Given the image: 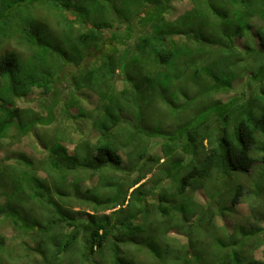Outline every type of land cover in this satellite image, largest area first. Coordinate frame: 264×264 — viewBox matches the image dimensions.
Returning a JSON list of instances; mask_svg holds the SVG:
<instances>
[{"label": "trees", "instance_id": "obj_1", "mask_svg": "<svg viewBox=\"0 0 264 264\" xmlns=\"http://www.w3.org/2000/svg\"><path fill=\"white\" fill-rule=\"evenodd\" d=\"M178 1L0 0V264H264V0Z\"/></svg>", "mask_w": 264, "mask_h": 264}, {"label": "rangeland", "instance_id": "obj_2", "mask_svg": "<svg viewBox=\"0 0 264 264\" xmlns=\"http://www.w3.org/2000/svg\"><path fill=\"white\" fill-rule=\"evenodd\" d=\"M171 6V5H170ZM191 6V4H190V2L188 1L187 3L184 1V3H182V1H178V0H173V3H172V14H173V16L175 17L174 18V20L173 21H175V20H177L181 15H182V19L184 18V16H186V14L187 13H189L190 11H193L194 10V6H192V7H190ZM206 10L211 14L210 15V17H209V21L210 22H208V24L210 25L211 24V22H214L215 20H217L219 23H220V21H221V18H220V16H222L223 15V13L222 14H216V12H215V10L213 9V8H211V7H207L206 8ZM219 10V12L221 11L220 10V8L218 9ZM232 10H228V14L231 12ZM232 14V12L228 15L229 17L231 16H235V14L234 15H231ZM215 15V16H214ZM181 19V20H182ZM207 18H203V20H206ZM179 22V21H178ZM236 24H237V19L234 17L233 18V20H232V22L228 25V26H231V28L230 29H226V28H224L223 29V31L224 32H227L226 34H228V35H230L231 33H230V30L231 29H235L234 27H236ZM216 25H213V27H215ZM208 29V28H207ZM209 30V29H208ZM207 30V31H208ZM246 30V33L248 34L249 33V31L247 30V28L245 29ZM209 47L211 46V45H208ZM216 56L217 57H219V54H216ZM217 57H216V59H217ZM244 64H246V62L245 61H239V65H244ZM195 67H193V68H190V69H188L187 71H193V72H195ZM133 72H134V74L136 75V78L134 79V81L136 82L138 79H140V76H139V74H137L136 73V71H134L133 70ZM206 76H208V80L207 81H205V80H203L202 78H200V77H195L194 79H197L196 80V90L194 91V92H192L196 97H198L199 99H202V97H204L205 98V100H204V102H206V103H210V104H212V106L214 105L215 106V103L216 104H218V103H220V101H219V99L217 98V96H211V99H207L210 95L209 94H205L204 96H202V94H203V92L205 91V87L207 86V84L210 82V78H209V75L207 74V73H205V72H203ZM167 74H169V73H167L166 72V74H160V75H158V76H156V77H154V79H156L157 78V80H166V79H168V78H170L171 80L172 79H176L177 78V75L176 74H173V75H167ZM231 82L230 81H226L225 82V86H228L229 84H230ZM130 90V89H129ZM136 89L134 88V92H136L135 91ZM131 91V90H130ZM137 93V92H136ZM238 93H240L239 91H238ZM134 98H136V95L135 96H132V94H131V103H130V107H136V100H133ZM143 99H144V97H142V100H141V102L140 103H142L143 102ZM221 99V98H220ZM222 100V99H221ZM221 105H224L223 104V101L220 103ZM136 109V108H135ZM204 113V111H201L200 113ZM130 114H132V113H130ZM200 116V114L199 113H197L196 115H194V116ZM145 117L147 118L146 120V123H150L149 124V128L148 129H150V130H153L154 132H150L148 129H147V127H145V126H141V127H139L138 128V126L136 127V130H139V131H141V134L140 135H143V137H148V139L150 140L151 139V137H153V138H155V137H159L160 136V132H163V131H167V129L165 130V129H161V128H159L158 130L156 129V126H158V123L159 124H161V125H163L165 128H166V124H167V122H166V120H165V118L166 117H168V123L170 122V118L172 117V115H171V113H167V115L166 114H162L161 115V112H160V114L159 113H154V108H153V106H150V107H148L147 109H146V112H145ZM120 118L122 119V121H125V122H127V123H129V120H128V117H126V118H124L123 119V114L120 116ZM132 118H134V117H132ZM126 124V123H125ZM156 125V126H155ZM129 126V125H128ZM133 126V125H132ZM168 127V126H167ZM157 130V131H156ZM10 146V145H9ZM18 146H19V144H17V143H15L14 145H12V146H10V150H8V151H6L4 148H2L1 150H0V155H3V154H8V153H12V151L13 150H16L17 148H18ZM26 149H27V152H31V153H33V149H32V147H30V145H27L26 146ZM35 156H36V154H35ZM37 157V156H36ZM156 170L157 171H160L159 170V167H156ZM251 172H253V171H251ZM157 172L155 171L154 173H151L150 174V176H148V177H152V179L155 177V176H157ZM162 183L164 184V185H162V186H160L159 185V187H156L155 188V191H160V192H162V189H165V188H168V185L167 184H169V183H171V179H170V181L167 183V177H165V176H163L162 177ZM214 183L212 182L211 183V185H213ZM215 186H222L221 185V183H219L218 185H215ZM197 196L200 198V199H203V194H202V191L200 190V191H198L197 192ZM238 207H239V209H238V211H239V213H236V215H237V217H236V219L234 220V219H231V218H228V217H226V218H224V217H217V220H216V222H217V224H218V226H220V227H226L227 229H228V231L229 232H231V230H232V228H233V224H234V222H236V221H238V223H240V224H242L244 221H246L247 220V218H248V216H249V210H248V207H247V205L246 204H239L238 205ZM111 211H113V210H108L107 209V211H103V213H110ZM261 251H262V248H261ZM261 251H256V257H261L262 255H261ZM7 264H15L14 262H11L10 261V259H8L7 260Z\"/></svg>", "mask_w": 264, "mask_h": 264}]
</instances>
